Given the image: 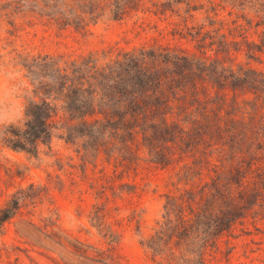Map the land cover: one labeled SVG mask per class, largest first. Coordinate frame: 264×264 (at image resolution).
I'll list each match as a JSON object with an SVG mask.
<instances>
[{
	"label": "trees",
	"instance_id": "16d2710c",
	"mask_svg": "<svg viewBox=\"0 0 264 264\" xmlns=\"http://www.w3.org/2000/svg\"><path fill=\"white\" fill-rule=\"evenodd\" d=\"M173 2L147 6L144 0H0V23L15 31L25 23L87 31L104 9L118 20L140 12H173ZM241 10L232 20L233 29L244 27L240 19L251 25L254 15L257 29L263 28L261 49L248 44L264 52V0H247ZM184 27L198 45L209 48L201 56L154 46L113 56L19 53L16 60L26 71L34 98L24 126L5 127L0 136L9 148L35 155L61 129L68 143L84 141L86 150L119 152L122 162L129 160L123 152L139 145L162 167L174 160L182 163L176 174L184 187L165 195L161 218L141 240L157 264H210L224 235L244 217L243 184L264 180V71L212 58L208 50L219 55L228 43L220 31L189 27L187 22ZM248 56L257 53L250 49ZM6 175L9 187L22 172L7 168ZM28 199L27 188H20L0 207V234ZM29 224L50 231V238L62 246V230L54 220L43 227ZM96 226L112 243L107 249L76 240L69 252L84 264H124L114 233L105 223Z\"/></svg>",
	"mask_w": 264,
	"mask_h": 264
},
{
	"label": "rangeland",
	"instance_id": "374dc122",
	"mask_svg": "<svg viewBox=\"0 0 264 264\" xmlns=\"http://www.w3.org/2000/svg\"><path fill=\"white\" fill-rule=\"evenodd\" d=\"M144 1L147 6L174 1L170 6L174 10L157 15L140 12L117 20L104 9L103 16L89 24L87 31L60 30L40 23H25L23 30L20 27L15 31L14 27L0 23V136L5 127L24 126L27 107L34 98L26 71L16 60L19 53L78 56L107 52L113 56L141 46H154L201 56L209 48L198 45L197 39L187 34V22L189 27L204 26V30L216 29L226 36L228 43L219 55L208 50L212 58L219 56L227 63L264 71V52H257L259 48L248 44H262L263 28L258 30L255 26L256 17L250 14L251 25L240 19L244 27L233 29L232 20L247 0L237 4L231 0ZM250 49L257 53L256 57L248 56ZM82 143H68L64 131L57 129L51 141L41 144L37 154L32 155L13 150L0 139L4 189L0 207L20 188H27L29 195V203L5 223L4 234H0V264H84L82 258L69 252L71 243L79 240L107 249L112 243L96 226L99 223H105L114 233L122 263L157 264L141 240L151 234L161 218L165 195L184 187L176 174L182 163L174 160L170 166L162 167L139 145H134L132 152L124 151L129 160L122 162L117 159L119 152L113 155L104 149L86 150ZM7 168L22 172L9 187L4 183ZM242 191L246 203L244 217L224 235L219 249L209 257L210 264H264V180L245 181ZM98 211L100 216L96 219ZM49 219L62 230V246L50 238V231H38L29 224L43 227Z\"/></svg>",
	"mask_w": 264,
	"mask_h": 264
}]
</instances>
